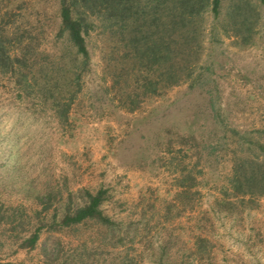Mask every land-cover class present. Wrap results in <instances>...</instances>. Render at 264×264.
<instances>
[{"label": "rangeland", "instance_id": "obj_1", "mask_svg": "<svg viewBox=\"0 0 264 264\" xmlns=\"http://www.w3.org/2000/svg\"><path fill=\"white\" fill-rule=\"evenodd\" d=\"M62 1L0 0V263L264 264V196L229 189L264 159V0L209 5L191 75L132 110L120 48L89 13L86 58ZM90 195L100 217L61 223Z\"/></svg>", "mask_w": 264, "mask_h": 264}, {"label": "trees", "instance_id": "obj_2", "mask_svg": "<svg viewBox=\"0 0 264 264\" xmlns=\"http://www.w3.org/2000/svg\"><path fill=\"white\" fill-rule=\"evenodd\" d=\"M219 3L220 0H64L60 5L61 28L87 58L86 35L90 26L87 16L89 13L99 16L105 25L103 29H107L106 35L120 48L115 80L125 86L122 107L132 110L141 99L160 95L191 75L194 70L191 54L197 48L196 18L209 5L216 12ZM7 63L10 67L15 64L9 53L0 66ZM128 81H132L131 88ZM260 157L245 156L233 166L229 189L235 200L264 196V159ZM89 197L83 206L72 211L66 208L61 223L100 217L99 196ZM35 231L29 238L30 243L37 240ZM127 263L130 260L121 264Z\"/></svg>", "mask_w": 264, "mask_h": 264}]
</instances>
